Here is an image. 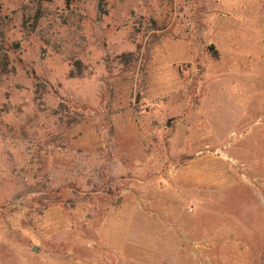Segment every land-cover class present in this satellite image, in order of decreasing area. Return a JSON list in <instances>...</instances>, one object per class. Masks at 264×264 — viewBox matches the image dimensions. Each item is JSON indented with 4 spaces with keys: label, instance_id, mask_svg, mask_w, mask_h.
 I'll return each instance as SVG.
<instances>
[{
    "label": "rangeland",
    "instance_id": "374dc122",
    "mask_svg": "<svg viewBox=\"0 0 264 264\" xmlns=\"http://www.w3.org/2000/svg\"><path fill=\"white\" fill-rule=\"evenodd\" d=\"M0 264H264V0H0Z\"/></svg>",
    "mask_w": 264,
    "mask_h": 264
}]
</instances>
